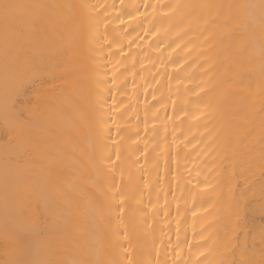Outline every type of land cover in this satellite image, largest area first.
Listing matches in <instances>:
<instances>
[{"label": "bare ground", "instance_id": "bare-ground-1", "mask_svg": "<svg viewBox=\"0 0 264 264\" xmlns=\"http://www.w3.org/2000/svg\"><path fill=\"white\" fill-rule=\"evenodd\" d=\"M4 3L0 264H264L262 0Z\"/></svg>", "mask_w": 264, "mask_h": 264}, {"label": "snow or ice", "instance_id": "snow-or-ice-1", "mask_svg": "<svg viewBox=\"0 0 264 264\" xmlns=\"http://www.w3.org/2000/svg\"><path fill=\"white\" fill-rule=\"evenodd\" d=\"M19 7L17 5H13V4H9V3H4L2 5H0V8H2L5 12V15L8 14L9 10ZM246 7H253L251 5L246 6ZM261 11H262V16H264V0H262V3L260 5ZM44 64L43 61H37L34 62L33 64H31L28 69H27V73L24 76V78L19 82V85L17 86L13 97L11 99V113L13 115V118L16 121H20L24 119V114L25 111L27 110V105L30 103L29 99L25 97V93L27 92V85L29 83V81L31 82H35V80L37 78H39L40 74L44 71ZM23 97V99H22ZM17 105H19L20 107L17 108ZM7 112L8 109L6 108V116H5V125L7 126V121H8V117H7ZM262 160H264V156H262L261 158ZM262 168V175H264V164L261 165ZM261 193L262 195H264V184L261 185ZM121 211H123V209H121ZM261 212L262 214H264V205L261 206ZM24 264H42L41 261L39 260H33V261H26L24 262Z\"/></svg>", "mask_w": 264, "mask_h": 264}]
</instances>
